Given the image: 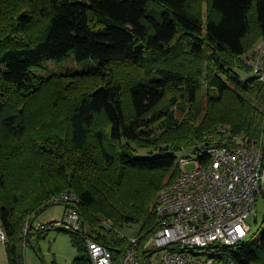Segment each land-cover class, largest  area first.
<instances>
[{
	"label": "trees",
	"instance_id": "1",
	"mask_svg": "<svg viewBox=\"0 0 264 264\" xmlns=\"http://www.w3.org/2000/svg\"><path fill=\"white\" fill-rule=\"evenodd\" d=\"M263 37L264 0H0L9 264H27L33 234L55 229L24 234L54 204L84 221L81 231L62 228L79 251L73 264H94L88 237L126 252L131 224L143 245L158 228L159 189L179 175L178 152L264 134V83L237 72ZM47 60L82 68L55 71ZM63 194L77 199L54 201ZM230 251L264 264V231Z\"/></svg>",
	"mask_w": 264,
	"mask_h": 264
},
{
	"label": "built area",
	"instance_id": "2",
	"mask_svg": "<svg viewBox=\"0 0 264 264\" xmlns=\"http://www.w3.org/2000/svg\"><path fill=\"white\" fill-rule=\"evenodd\" d=\"M244 56L257 81L264 83V37ZM182 151L192 156L178 159L179 176L159 191L154 207L157 230L143 245L141 237L130 238V247L121 255L88 237L94 264H240L230 249L248 240V220L257 217L258 203L264 202V134L258 141L234 135ZM76 199L63 194L54 201ZM57 227L84 230L82 215L70 208L52 222L28 219L24 234ZM7 239L0 225V242Z\"/></svg>",
	"mask_w": 264,
	"mask_h": 264
},
{
	"label": "rangeland",
	"instance_id": "3",
	"mask_svg": "<svg viewBox=\"0 0 264 264\" xmlns=\"http://www.w3.org/2000/svg\"><path fill=\"white\" fill-rule=\"evenodd\" d=\"M261 41V38L255 43V45L247 52L250 53L251 50ZM245 56H242V61L247 65ZM56 61L47 60L45 64H49V69L55 71H66L68 69H79L82 68L81 64L76 60H68L63 64L53 63ZM43 65L41 68H45ZM238 74L242 79L248 80L255 77V73L249 69H239L237 70ZM224 129L225 126H222ZM221 128V127H220ZM194 146V145H193ZM188 146L185 148H189ZM184 150V148L182 149ZM180 151L177 153L178 159H181L185 154L187 156H192L187 151ZM142 154H149V151H142ZM190 167V166H189ZM180 168V167H179ZM181 171V169H179ZM179 171V174H180ZM179 176V175H178ZM167 184V183H166ZM165 184V185H166ZM164 185V186H165ZM162 186L159 191L164 187ZM159 191L156 195L158 197ZM155 198V199H156ZM52 201V200H51ZM66 206L64 204H54L43 211H41L35 218V223H46L53 220L61 219L64 216ZM248 222L250 223L252 229L249 232L247 239L250 240L256 236L257 233L264 231V202L260 200L258 203V215L257 217H251ZM55 228L45 234L39 235L38 233L33 234L32 241L26 247V261L27 264H73L74 259L79 254L78 249L73 245L71 240V235L68 231ZM67 229V228H66ZM140 224H131L126 226L122 234L128 239L135 236H139ZM39 251H37V249ZM0 259L2 264H9L6 248L3 243L0 244ZM157 264V262H154Z\"/></svg>",
	"mask_w": 264,
	"mask_h": 264
},
{
	"label": "crops",
	"instance_id": "4",
	"mask_svg": "<svg viewBox=\"0 0 264 264\" xmlns=\"http://www.w3.org/2000/svg\"><path fill=\"white\" fill-rule=\"evenodd\" d=\"M66 211H67V209L65 210V212H66ZM64 214H65V213H64ZM1 243H3V242H0V244H1ZM3 244L5 245V248H6V243H3ZM36 249H38V248H36ZM6 253H7V250H6ZM7 258H8V255H7ZM8 263H9V261H8ZM0 264H2V263H1V259H0Z\"/></svg>",
	"mask_w": 264,
	"mask_h": 264
}]
</instances>
